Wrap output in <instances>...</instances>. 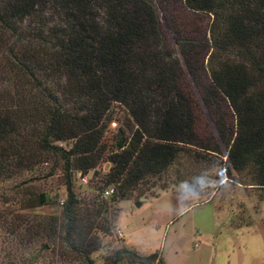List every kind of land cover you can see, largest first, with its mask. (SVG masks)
I'll return each mask as SVG.
<instances>
[{
    "label": "trees",
    "instance_id": "16d2710c",
    "mask_svg": "<svg viewBox=\"0 0 264 264\" xmlns=\"http://www.w3.org/2000/svg\"><path fill=\"white\" fill-rule=\"evenodd\" d=\"M156 1L0 0V179L32 170L48 152L61 156L66 198L59 221L70 250L60 255L67 262L75 255L94 264L91 254L101 245L91 211L79 208L72 176H84L105 154L114 103L128 116L100 187L103 194L113 188L111 202L131 199L142 179L164 172L182 152L220 146L234 169L258 173L249 184L264 187V0ZM38 70L55 80L73 111L46 90ZM15 79L33 90L36 84L41 102L19 103ZM64 140L72 145L56 142ZM49 201L41 192L22 205ZM57 217L26 219L15 249L54 240ZM115 254L127 264H164L157 253L124 246Z\"/></svg>",
    "mask_w": 264,
    "mask_h": 264
},
{
    "label": "rangeland",
    "instance_id": "374dc122",
    "mask_svg": "<svg viewBox=\"0 0 264 264\" xmlns=\"http://www.w3.org/2000/svg\"><path fill=\"white\" fill-rule=\"evenodd\" d=\"M153 1L157 4L156 0ZM209 17L204 14L205 25L209 24ZM23 41L16 49L19 53L25 47L24 38ZM35 73L43 85L49 86L47 91H56L54 94L58 100L67 109L74 110L75 104L68 102L66 93L54 79L50 76L46 79L41 70ZM24 80L15 79L21 89L19 103L21 97L33 104L41 102L43 92L40 88L35 84L36 90H33V87L26 86ZM201 106L210 121L203 102ZM109 114L111 120L104 131L105 154L96 167L84 175L86 182L82 181L80 171L72 176L79 208L91 211L89 217L95 221L94 230L101 241L100 248L91 254L94 264H127V257L115 261L116 250L125 247L124 244L141 255L157 253L164 264H264V187L249 184L258 175L251 166L242 171L230 166L226 154L228 149L224 146H220L218 152H182L164 172L142 179L131 199L111 202L100 187L112 165L107 155L116 149L118 127L125 126L128 113L123 105L114 103ZM112 121L117 123L114 128L110 127ZM56 142L63 148L72 145V140ZM44 157L46 161L32 167V170L19 171L10 179H0V264H23L20 262L23 251L30 264H83L80 256L74 255L73 260L67 262L60 255L70 250V245L61 238L62 222L59 221L63 219L60 202L66 198L64 162L60 155L52 152L44 154ZM217 159L226 169L229 186L212 192L182 215L169 210L168 205L174 208L177 200L181 206L185 203V193L178 187L179 183L188 181L197 186V178L205 175L210 164ZM41 192L49 196L47 204L34 208L22 205L29 195ZM51 215L58 216L54 240L41 237L22 251L15 249L18 246L17 232L23 233L27 228L24 224L26 219L36 223L42 216ZM101 227H108L109 232L103 233ZM118 228L124 237L116 235ZM41 244H47V247ZM12 251L15 257L11 259L8 252Z\"/></svg>",
    "mask_w": 264,
    "mask_h": 264
},
{
    "label": "clouds",
    "instance_id": "9594fccd",
    "mask_svg": "<svg viewBox=\"0 0 264 264\" xmlns=\"http://www.w3.org/2000/svg\"><path fill=\"white\" fill-rule=\"evenodd\" d=\"M228 186L226 169L218 159L214 160L210 164L207 173L197 178V186L189 184L188 181H181L179 183L178 187L185 193L184 205L181 206L179 200H177V204L174 208L171 204L168 205V208L176 214L182 215L212 192L219 189H226Z\"/></svg>",
    "mask_w": 264,
    "mask_h": 264
},
{
    "label": "built area",
    "instance_id": "2783aa9c",
    "mask_svg": "<svg viewBox=\"0 0 264 264\" xmlns=\"http://www.w3.org/2000/svg\"><path fill=\"white\" fill-rule=\"evenodd\" d=\"M111 125H110V127L111 128H114V127H116V121H112L111 123H110ZM79 177H80V175H79ZM81 179H82V181H84V182H86L87 181V177L86 176H81ZM113 192V188H107L105 191H104V195L105 196H109L111 193ZM61 204H62V201L60 202ZM116 235L118 236V237H120V238H122V237H124V234H123V232L118 228V229H116ZM155 262H157V260L155 261Z\"/></svg>",
    "mask_w": 264,
    "mask_h": 264
},
{
    "label": "crops",
    "instance_id": "0c3cea01",
    "mask_svg": "<svg viewBox=\"0 0 264 264\" xmlns=\"http://www.w3.org/2000/svg\"><path fill=\"white\" fill-rule=\"evenodd\" d=\"M165 192H167V191H165ZM125 236V235H124ZM125 245V247H127V248H130V249H132L131 247H129V246H127L126 244H124ZM132 250H134V249H132ZM136 251V250H135ZM139 253V252H138ZM140 254V253H139Z\"/></svg>",
    "mask_w": 264,
    "mask_h": 264
}]
</instances>
